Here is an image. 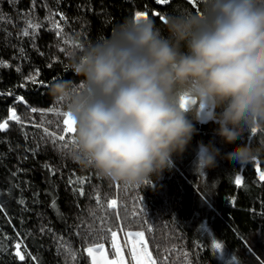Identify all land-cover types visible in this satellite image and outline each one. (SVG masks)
I'll return each instance as SVG.
<instances>
[{
	"label": "trees",
	"instance_id": "obj_1",
	"mask_svg": "<svg viewBox=\"0 0 264 264\" xmlns=\"http://www.w3.org/2000/svg\"><path fill=\"white\" fill-rule=\"evenodd\" d=\"M182 9L195 12L200 7L197 0L164 5L157 0H0V60L8 65L0 66V123H7V130L0 131V264H91L88 247L103 244L114 256L110 231H116V241L118 234L144 232L158 264L165 259L167 264H223L213 237L237 264H264V182L256 171L257 166L264 171V155L248 165L225 158L237 145L258 143L264 131L245 133L228 144L210 118L206 123L193 120L197 132L186 151L173 157V168L139 187L112 183L73 162V134L52 142L53 136L64 134L65 125L64 117L50 111L62 112L49 88L57 80L83 79L66 66L70 37L91 42L109 36L137 12H147L163 29L167 15ZM29 20L39 29L28 28ZM37 69L46 89L25 79ZM13 110L19 122L12 119ZM209 143L221 155L216 167L199 174L198 151ZM63 144L67 148L62 150ZM70 177L85 182L69 184ZM112 199L118 201L119 215L108 207Z\"/></svg>",
	"mask_w": 264,
	"mask_h": 264
},
{
	"label": "clouds",
	"instance_id": "obj_2",
	"mask_svg": "<svg viewBox=\"0 0 264 264\" xmlns=\"http://www.w3.org/2000/svg\"><path fill=\"white\" fill-rule=\"evenodd\" d=\"M197 5L168 14L163 29L132 17L95 41L70 37L66 66L83 79L54 81L49 93L75 121L73 162L112 183L146 186L186 151L193 120L208 122L202 111L228 144L264 131V0ZM220 155L202 144L197 172L206 175ZM262 155L264 138L225 158L248 165Z\"/></svg>",
	"mask_w": 264,
	"mask_h": 264
},
{
	"label": "snow or ice",
	"instance_id": "obj_3",
	"mask_svg": "<svg viewBox=\"0 0 264 264\" xmlns=\"http://www.w3.org/2000/svg\"><path fill=\"white\" fill-rule=\"evenodd\" d=\"M34 2V0H33ZM190 2L192 3H196V0H190ZM158 4L164 5V4H169L170 0H157ZM155 16H159L162 20H164L165 18L161 15V13L157 12L154 13ZM62 18H63V14H61ZM136 19H140V18H148L149 15L147 12H137L135 14ZM40 25L39 24H33L31 20H29L28 22V28H33V29H39ZM57 29V35L61 34V29H60V25L59 23H57L54 26ZM23 35L27 36L29 35V31L26 29L23 32ZM23 51V50H21ZM61 51L63 52L64 49L61 48ZM41 55H43V53H41ZM0 66H8L4 61L0 60ZM48 67L51 68L52 64L49 63ZM17 71H19V69H17ZM40 76V72L39 69H37L35 71L34 75H30L29 77H26L25 79L31 80V82L36 85L39 84L41 86H44L45 89L47 88V85L45 84L44 81L42 80H38L37 78ZM11 94V93H9ZM18 99H23L22 97L18 98ZM33 112L37 111L35 108L32 109ZM50 111L55 112L57 116H62L64 117L63 119V124L65 125V128L63 129V133L62 135H59L58 137L53 136V144H56V140L58 139L59 141H64L66 136L69 134H73V139H72V144L75 145V139H74V134L76 132L75 129V121L71 118L70 114L68 113H64L61 111H57L56 108H52L50 109ZM12 119L16 120L19 122L20 118L18 116H16L14 110L12 112ZM7 130V123H0V131H6ZM47 131V130H46ZM257 129H253L251 132L254 134L256 133ZM61 149H66L67 148V144H63L60 146ZM44 167L49 168L50 172L52 175H55V169H52L50 165L45 164ZM256 171L258 173L259 176V180L264 182V171H262L260 169L259 166H257ZM85 182L84 178H80L77 177L76 180H73L71 177L69 178L68 183L69 184H83ZM235 183L237 186H240L243 181L241 179V177L237 176ZM73 191L76 192L77 189L73 188ZM79 194L81 196L84 195V190L81 187L79 190ZM97 199H99V197H97ZM141 205L143 206V197H138ZM21 204H24V201L21 200L20 201ZM233 204H235V200L232 201ZM52 207H56L55 201H53L52 203ZM108 207L117 210L116 214L119 215L118 212V208H119V204L118 201L116 199H112L109 201L108 203ZM143 210V208H142ZM41 231L44 232L45 229L42 227ZM47 231H51V229H47ZM131 235H133L134 237V242L130 244L129 247V254H130V259L133 262V264H158L157 260L152 256V253L150 251V249L148 248V241L145 237V233L142 231H137L135 233H130ZM110 236L112 238V249H113V255L116 257L114 259H109L107 257V255L103 254V246L99 245L96 249V251L99 253V255H94V249L93 247H88L86 249L87 252V256L92 258L91 259V264H129L128 259L126 258L124 251L122 250L121 246L116 242V236L117 233L116 231H110ZM61 239L62 238H58ZM17 249H19V244L16 245ZM214 248L217 251H222L223 250V245L219 242L214 244ZM16 255L20 258V260H24V256L21 255V253L19 251L16 252ZM33 259H35V257H33ZM159 264H167L166 259L164 261H160Z\"/></svg>",
	"mask_w": 264,
	"mask_h": 264
},
{
	"label": "rangeland",
	"instance_id": "obj_4",
	"mask_svg": "<svg viewBox=\"0 0 264 264\" xmlns=\"http://www.w3.org/2000/svg\"><path fill=\"white\" fill-rule=\"evenodd\" d=\"M211 115H212L211 112L202 111V118L204 120L209 119L211 117ZM189 118H192V117H189ZM200 155H201V147L199 148V151H198V155H197L198 156V159H199ZM204 229L206 231H208L209 234L211 235V232H210L209 228H207L206 224H204ZM135 232H137V231H130V232H127V233L123 234V236L120 234V237H119V234H118V238H117V241H116L121 246L122 250L124 251V254H125L126 258L129 261V264H133V262L130 259V254H129V251L128 250H129L130 244L134 242V237L130 233H135ZM212 241H213V245L215 243L219 242L214 237L212 238ZM100 245L103 246V254L104 255H107V257L109 259L116 258L115 256L110 257L109 254H108V252H107V250H106V248H105V246L103 244H100ZM98 246L99 245L93 247V249H94V255H97V256L99 255V253L96 251V249H97ZM215 252H216L217 256L223 261L222 262L223 264H237V262L235 261V259H233L228 254V251L225 248H223L222 251H217L215 249Z\"/></svg>",
	"mask_w": 264,
	"mask_h": 264
}]
</instances>
